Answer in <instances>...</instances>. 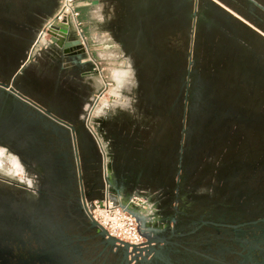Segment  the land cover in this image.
I'll use <instances>...</instances> for the list:
<instances>
[{"label":"rangeland","instance_id":"rangeland-1","mask_svg":"<svg viewBox=\"0 0 264 264\" xmlns=\"http://www.w3.org/2000/svg\"><path fill=\"white\" fill-rule=\"evenodd\" d=\"M53 1L36 35L59 9L61 0ZM89 7L90 12L80 11L78 18L81 22L89 17L90 30L81 23V33L91 38L93 61L105 84L92 85L81 115L100 155L97 171L103 189L99 195L86 196L92 210L99 214L112 204L117 207L113 186H126L119 198L129 209L150 211L145 216L165 220L164 226L171 224L176 205V228L210 210L264 202V179L256 177L248 183L237 182V176L232 179L233 172H256L264 165V126L257 117L264 113V78L252 92L236 94L230 86L217 87L220 101L244 110V122L234 124L223 118L214 125L210 144H203L202 129L208 120L203 103L209 100L204 85L232 81L234 66L223 64L235 50L250 53L253 64L264 67V31L249 22L258 33L235 18L256 16L245 0H98ZM260 20L264 25V15ZM171 69L176 77L172 83L166 76ZM191 122L196 129H191ZM120 133L129 138L114 141ZM77 143L78 163L72 147L68 151L75 171L82 158L78 136ZM13 158L0 149V199L18 197L24 176L30 186H37L36 174L21 165L18 171ZM140 169L146 181L152 176L149 181L155 183H145L143 188L132 183ZM258 207L264 212V204ZM121 228L132 231L128 222Z\"/></svg>","mask_w":264,"mask_h":264},{"label":"flooded vegetation","instance_id":"flooded-vegetation-1","mask_svg":"<svg viewBox=\"0 0 264 264\" xmlns=\"http://www.w3.org/2000/svg\"><path fill=\"white\" fill-rule=\"evenodd\" d=\"M245 2L256 15L245 19L264 31L260 20L264 0ZM54 4L53 0H0V26L32 35ZM10 99L0 92V149L16 158L12 160L18 161V171L21 165L35 173L37 186H30L24 176L18 197L0 199V264H130L117 244L102 240L89 221L86 196L99 195L103 185L97 171L100 155L81 117L83 105L73 102L66 111L64 121L74 127L70 132ZM4 100L10 104L6 106ZM77 136L82 158L75 171L68 151L72 147L78 157ZM118 137L129 138L120 133L113 140ZM145 179L140 169L132 183L142 188L155 183ZM125 189L113 186L115 195ZM263 204L256 200L210 210L178 228L175 222L170 242L144 264H264V212L258 207ZM147 219L146 227L171 234L165 220Z\"/></svg>","mask_w":264,"mask_h":264},{"label":"crops","instance_id":"crops-1","mask_svg":"<svg viewBox=\"0 0 264 264\" xmlns=\"http://www.w3.org/2000/svg\"><path fill=\"white\" fill-rule=\"evenodd\" d=\"M78 1L83 4L90 2L93 4L94 1L98 3V0ZM80 11L81 13L84 11L85 14L90 12L89 5H83ZM235 18L260 33L249 24L247 19ZM78 22L82 23L86 30H90L89 17L81 22L78 18ZM68 32L61 45L56 43L61 42L60 37L50 34L45 37V43L33 48L38 35L36 32L25 37L22 31L8 30L0 26V82L11 84L22 95L63 120H67L66 111L73 102L79 107L87 104L89 89L93 86L101 88L105 85L102 76L95 69L93 61L95 49L90 44L91 38L80 36L81 28L78 32L71 27ZM73 40H79L80 49L64 47L65 43ZM229 64V60H225L223 65L227 67ZM73 89H76L75 93ZM74 94L77 96L76 100ZM10 98L28 110L34 111L18 100ZM10 100H4L6 106L10 104Z\"/></svg>","mask_w":264,"mask_h":264},{"label":"water","instance_id":"water-1","mask_svg":"<svg viewBox=\"0 0 264 264\" xmlns=\"http://www.w3.org/2000/svg\"><path fill=\"white\" fill-rule=\"evenodd\" d=\"M93 4H96L95 1ZM191 18L192 22L196 18V12L191 13ZM54 35H57L60 37L61 42H56L58 45L62 44V41L65 40V38L68 35V30L66 31H59L56 29L51 30ZM65 48H79L80 47V42L79 40H73L70 42L65 43L64 45ZM80 49V48H79ZM190 65V61L188 62ZM187 79H186V85H185V95H184V100L185 102L188 99V81H189V69H187ZM0 91L4 92L6 95L12 97L13 99L18 100L21 102L23 105L27 106L28 108L38 112L41 114V116L48 118L51 122L59 125L66 127L70 132L74 131V127L67 123L66 121L54 116L50 111L47 109L43 108L39 104L35 103L34 101L30 100L29 98L25 97L22 95L20 92H18L11 84L3 83L0 82ZM98 102V97L95 99L93 107L97 104ZM93 107L91 108L90 112L92 111ZM185 115L183 114V118ZM183 130V129H182ZM182 139V138H181ZM181 153H182V144L179 147V160H178V170L180 171V166H181ZM75 157L76 160L78 159L77 153L75 151ZM180 173H177V177H179ZM177 192L178 189L176 188V194H175V202L177 203ZM119 197V195H117ZM120 207L130 214L132 217L135 218L136 222L139 224L140 228V233L145 239V242L141 245H130L126 242L122 241H117L115 238L110 237L107 235L106 231L100 227V225L89 215V221L91 226L98 232V236L104 240V241H110L112 244H117V247L120 249V254L122 257L130 264H144L145 262L152 261L156 256L158 249L163 248L165 245H167L171 238L174 236L172 231L175 226L176 222V205L173 208V216L172 219L170 220L171 225H169V228L171 229V234L166 235L164 230L153 228V227H146V222L148 221L147 217H144L143 215L140 214V212H136L135 210H131L128 208V206L124 205L122 202L120 203Z\"/></svg>","mask_w":264,"mask_h":264},{"label":"trees","instance_id":"trees-1","mask_svg":"<svg viewBox=\"0 0 264 264\" xmlns=\"http://www.w3.org/2000/svg\"><path fill=\"white\" fill-rule=\"evenodd\" d=\"M244 44V43H243ZM234 47V46H232ZM237 48V47H236ZM250 53L246 52V55H242V53H239L238 51H233L228 56V60L230 65H233L234 72L233 75V82L227 85L225 83H222L220 86H215L214 83L205 84L204 90L206 89L209 100L205 101L203 103L204 113L208 117L207 123L203 127L202 131L204 132L203 137V144L209 145V141L211 142L210 133H212V129L214 125L222 121L223 118H226L227 121H230L231 123L238 124L240 122H244L243 115L244 110H242L240 107L234 106L231 103L225 104L223 101H220L218 99L217 90L221 87L226 86L227 88L230 86V88L237 90V93H241L243 91L252 92V89L255 87L256 84H258V81L264 78V67H256L254 62V56L253 58L249 57ZM167 80L172 81L175 80L174 70H169L168 73H166ZM219 85V84H218ZM219 87V88H217ZM202 88V89H203ZM229 89V88H228ZM230 100V99H229ZM193 103V102H192ZM192 113V111H191ZM260 124L264 126V113H262L260 116H257ZM191 129H196V126L190 123ZM212 144V143H211ZM237 176V177H236ZM235 177L237 178V182L239 180H243L241 182L248 183L252 179H255L256 177H260L264 179V165L259 168L256 172H245V173H232V179L235 181ZM232 180V181H233ZM231 181V180H230Z\"/></svg>","mask_w":264,"mask_h":264},{"label":"built area","instance_id":"built-area-1","mask_svg":"<svg viewBox=\"0 0 264 264\" xmlns=\"http://www.w3.org/2000/svg\"><path fill=\"white\" fill-rule=\"evenodd\" d=\"M83 5H89V3L83 4L77 0H61L59 9L54 16L45 23L39 32L33 48L42 44L45 37L52 33V29L64 32L73 27L80 32L81 24L78 22V17L80 15V8ZM80 36H83L81 32ZM80 40L82 39L80 38ZM81 43H83V41H81ZM95 69L98 72L97 66H95ZM119 203H121V201H119ZM109 213L113 214V218L109 217ZM87 214L106 231L108 236L115 238L117 241L126 242L130 245H141L145 242V239L140 233L139 224L136 222L135 218L125 212L120 206L113 207L112 204L99 214H96L94 210L90 211V213L87 212ZM127 222L132 225V231L130 229L121 228V225Z\"/></svg>","mask_w":264,"mask_h":264},{"label":"bare ground","instance_id":"bare-ground-1","mask_svg":"<svg viewBox=\"0 0 264 264\" xmlns=\"http://www.w3.org/2000/svg\"><path fill=\"white\" fill-rule=\"evenodd\" d=\"M115 201H113L114 202V204L117 206V207H119L120 206V203H119V201H120V198H118V199H114ZM86 207H87V210H88V212L90 213V211H92V208H93V205L90 203V201H86ZM146 204V203H145ZM125 205V204H124ZM126 206V205H125ZM146 209L148 208V207H145ZM149 212L150 211H148L146 214H144V215H148L149 214Z\"/></svg>","mask_w":264,"mask_h":264}]
</instances>
